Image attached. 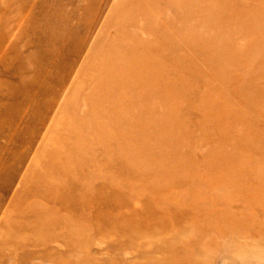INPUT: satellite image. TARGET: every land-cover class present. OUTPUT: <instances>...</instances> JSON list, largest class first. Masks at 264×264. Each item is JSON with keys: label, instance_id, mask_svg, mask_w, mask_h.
<instances>
[{"label": "rangeland", "instance_id": "obj_1", "mask_svg": "<svg viewBox=\"0 0 264 264\" xmlns=\"http://www.w3.org/2000/svg\"><path fill=\"white\" fill-rule=\"evenodd\" d=\"M0 264H264V0H0Z\"/></svg>", "mask_w": 264, "mask_h": 264}]
</instances>
